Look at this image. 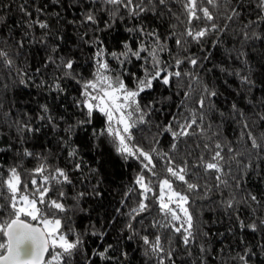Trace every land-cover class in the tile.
Returning <instances> with one entry per match:
<instances>
[{"label": "trees", "instance_id": "1", "mask_svg": "<svg viewBox=\"0 0 264 264\" xmlns=\"http://www.w3.org/2000/svg\"><path fill=\"white\" fill-rule=\"evenodd\" d=\"M103 7L102 0H0V48L9 51L15 61L11 70L0 63V172L6 175L12 166L31 171L41 162L49 165V170L60 167L68 172L71 184L57 185L51 198H57L60 191L65 193L61 199L70 209L67 213L70 219L66 222L82 240L81 251L72 264H146L141 236L155 235L157 230L150 229L149 224L156 214L144 217L143 223L133 222L139 235L125 227L127 213L139 199L138 191L129 196L125 193L129 188L138 187L133 182L141 170L140 162L134 158L124 159L106 138L94 135V130L105 126V118L100 113L94 114L91 124L79 123L85 117L75 104L80 98L77 80L80 76L90 79L94 71L92 57L101 45L93 41L102 42L108 53L124 51L125 43L135 49L141 40L151 45L152 37L129 29L142 27L146 33H157L172 50V55L160 53L169 63L177 54L183 58L169 35L174 31L177 37L181 36L184 31L181 21L185 20V15L179 0H169L167 7L159 5L155 12L138 17L129 16L124 9L119 10L118 16L110 17ZM231 7L240 15L228 21L225 16ZM90 11L95 13L98 22L82 23ZM213 11L219 13L216 23L222 30L210 32L200 43L189 39L187 55L197 58L201 67L193 68L188 64L182 67L198 73L208 87L218 93L210 102L211 110L205 109L206 125L211 124L208 134H215L214 142L225 146L226 157L230 155L228 146L234 153L238 151L243 155L237 157L239 164L232 162L231 174L225 177L230 187L217 189V182L211 176L200 180L202 190L196 193L193 205L197 217L196 239L189 246V256V249L174 238L176 264H201V260L204 264H240L232 257L243 254L246 249L252 252L248 264H264V227L256 231L247 227L264 219V151L251 149L247 130L243 129L247 122L254 136L264 133V121L260 119L264 116V21L249 24L256 21V0H230L228 6L221 0L219 9ZM36 20L46 22L48 28H39L34 23ZM194 24L204 26V22ZM20 40L24 46L18 49L16 42ZM57 46V51L53 52ZM50 56L55 63L49 61ZM205 56L208 58L204 59ZM61 59L74 60L77 80L66 77L63 70L57 68ZM107 59L113 69L118 68L116 60L110 56ZM143 63L132 57L127 70L143 76ZM21 70L26 73L23 77L18 75ZM237 72L249 76L250 87L241 84L240 77L234 74ZM21 78L26 81L24 84L20 83ZM126 80L132 82L128 77ZM57 82L62 91L53 87ZM178 91L175 86L154 82L153 89L142 94V104L152 103L155 107L149 118L150 127L135 134L136 143L145 150L150 147L169 150L171 136L163 132V125L173 114L184 113V109L177 107L183 99L182 92L177 94ZM233 104L238 111L233 110ZM43 106L47 107V112ZM194 106V102L188 105ZM15 121L30 124L39 131L21 135ZM157 125L160 135H157ZM69 126L71 131L67 130ZM242 130L245 131L243 138ZM153 137L159 144L153 143ZM204 139H188V148L181 144L180 152L192 151L194 161L203 151L201 141ZM197 143L201 145L198 149ZM24 149L34 155L25 156ZM73 150L75 155H69ZM41 157L46 160L41 161ZM77 163L81 165L79 169L75 168ZM247 165L250 167H245ZM237 181L241 184L239 189H236ZM205 184L207 188L203 187ZM248 194L255 195L257 202L251 201ZM230 195L235 196L231 208L225 203ZM7 218V212H0V221ZM130 236L133 238L129 239ZM201 246L206 250L203 253ZM105 249H108L106 258L95 254ZM125 252L126 257L121 255Z\"/></svg>", "mask_w": 264, "mask_h": 264}, {"label": "snow or ice", "instance_id": "2", "mask_svg": "<svg viewBox=\"0 0 264 264\" xmlns=\"http://www.w3.org/2000/svg\"><path fill=\"white\" fill-rule=\"evenodd\" d=\"M168 2L169 0H138V2L137 0H102L104 5L102 10L110 17L118 16L120 9H124L131 17H138L142 13L155 12L159 5L167 7ZM179 3L185 15V20L181 21L184 24V31L180 37H177L173 31L169 38L174 40L183 58L177 54L173 56L171 63L162 59L160 53L172 55V50L157 33H146L141 27L129 31H137L141 35L152 37L151 45L141 40L135 49L125 43L124 51L108 53L103 48L102 42L93 41L94 44L100 43L101 46L93 54L94 71L90 79L85 80L80 76L77 80L75 62L72 59H61L57 64V68L63 70L66 77L77 80L80 84V98L75 100V104L81 109V115L85 118L79 123L91 124L94 114L100 113L105 118V126L94 130V135L106 138L124 159L134 158L140 162L141 170L133 182L138 187L129 188L125 193L129 196L130 193L138 191L139 195L135 206L127 213L128 223L125 227L134 235H139L133 222L143 223L144 217L152 215L153 212L156 214L149 224L150 229L157 230L155 235L150 233L141 236L145 246L143 255L146 257V264H176L174 238H178L186 249H189L196 239L197 217L193 205L196 193L202 190L200 180L211 176L217 182L215 185L217 189L230 187L225 177L231 174L232 162L239 164L237 157L243 155L238 151L234 153V150L228 146L227 152L230 155L226 157L225 146L218 141L214 142L215 134H208L211 124L206 125L205 109L211 110L213 106L210 102L218 93L210 89L198 73L186 71L182 67L184 64L193 68L201 67L197 58L187 55V44L189 39L200 43L210 32L222 30L216 23L219 13L214 14L213 11L219 9L221 0H179ZM224 3L228 6L230 0H224ZM256 8L258 13L256 21H249V24L264 21V0H256ZM21 11H24L23 5ZM169 11L171 12L170 8ZM25 15L31 14L25 12ZM239 15V11L231 7L225 19L232 21ZM176 19L180 20V17L177 16ZM97 22V16L91 11L82 21L90 24ZM194 22H204V26L198 27ZM34 23L41 29L48 28L46 22L36 20ZM29 27L32 25L30 24ZM106 27H110V24H106ZM244 35L247 37L246 32ZM16 46L18 49L23 48V40L17 41ZM57 48L58 46L54 47L52 51H57ZM19 55L17 51L16 56ZM108 56L118 62L117 69L110 66ZM132 57L145 62L141 64L143 76H137L136 73L127 70ZM48 59L55 63L51 56ZM0 63L10 70L15 64L10 52L4 48H0ZM234 74L240 77L242 85L251 86L252 82L248 75H241L238 72ZM18 75L23 77L26 73L21 70ZM126 77L132 82L129 83ZM25 82L23 78L20 79L21 84ZM154 82L175 86L179 90L177 94L179 92L183 94V99L177 107L184 109V113L173 114L169 122L163 125V132L169 134L172 141L168 151H160L157 147L145 150L136 143L135 134L150 127L149 118L155 111L152 103L142 104V94L153 89ZM53 87L63 90L58 82ZM191 102H194V107H188ZM43 107L47 112V107ZM232 107L233 110L238 111L235 104ZM238 114L243 115L242 112ZM260 119L264 121V116ZM14 124L21 135L39 131L30 124L20 121H15ZM159 128L160 126L157 125V135L161 134ZM243 129L247 130L251 149L264 151V133L260 137L254 136L252 131L248 130L247 122H244ZM67 130L71 131L72 127L69 126ZM244 130L241 132V138L245 135ZM193 137H205L201 141L203 151L194 161L191 159L192 151L180 152V145L183 144L187 149V141ZM153 143L159 144V140L153 137ZM200 146V143L196 144L197 149ZM23 154L28 157L34 155L27 149H24ZM69 155H75V150ZM40 159L44 161L46 157ZM80 167L79 163L75 165L76 169ZM64 183L71 184L68 172L60 167L49 170V165L44 162L39 163L31 171H21L18 167L12 166L8 168L6 175L0 172V212L8 213V218L0 221V235L3 237V241L0 242V264H72L73 258L81 251L82 240L66 222L70 219L67 216L70 209L61 199L65 193L60 191L57 198H51L56 186ZM203 187L207 188V185ZM240 187L241 184L237 181L236 189ZM78 195L83 196V193ZM248 198L257 202L255 195L248 194ZM234 200L235 196L230 195L225 202L227 207L231 208ZM119 211L117 209V212ZM241 226H244L243 222ZM247 227L256 231L258 227H264V219H261L259 224L253 222ZM70 235L73 238L70 239ZM107 251L108 249H105L95 254L106 258ZM200 251L203 253L206 250L201 246ZM121 255L126 257L127 253ZM188 255H191L190 249ZM251 255V250L246 249L243 254L237 253L232 259L238 260L240 264H248ZM201 264H204L203 260Z\"/></svg>", "mask_w": 264, "mask_h": 264}]
</instances>
